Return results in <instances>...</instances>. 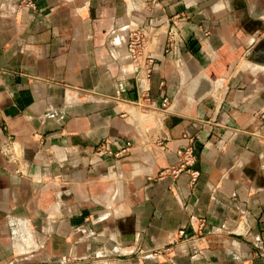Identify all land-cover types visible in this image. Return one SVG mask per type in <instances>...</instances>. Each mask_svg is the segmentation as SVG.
<instances>
[{
	"label": "crops",
	"instance_id": "crops-1",
	"mask_svg": "<svg viewBox=\"0 0 264 264\" xmlns=\"http://www.w3.org/2000/svg\"><path fill=\"white\" fill-rule=\"evenodd\" d=\"M30 1L0 0V264H261L264 0ZM183 134L194 184L159 176Z\"/></svg>",
	"mask_w": 264,
	"mask_h": 264
},
{
	"label": "built area",
	"instance_id": "built-area-1",
	"mask_svg": "<svg viewBox=\"0 0 264 264\" xmlns=\"http://www.w3.org/2000/svg\"><path fill=\"white\" fill-rule=\"evenodd\" d=\"M25 4L27 6L33 5L30 0H26ZM140 38H141V33L139 32V29H133L130 33L129 41H128V50L131 54L130 59L137 65V67L140 64V61H139L140 57L137 56L138 54L137 45L140 41ZM153 62H154V58L152 56H147L143 63L145 69L149 70ZM160 85L164 86L165 82L161 81ZM181 90L182 88H178L179 92H181ZM171 102H172L171 97L168 94H165L162 97L161 105H160V110L162 113L165 114V113L170 112ZM183 137L185 139V142L182 145V147L177 150L174 161L162 167L161 170L159 171V176L162 177L164 175H169L172 178H176L179 174L186 173L189 176V182L191 184H194L197 181V178L199 176V171L193 168V163L195 162V155L193 152V147L191 145V137L186 134H183ZM130 144L131 143L127 141L118 150H111L108 145V142L103 141L100 144H98L92 152L96 154V156L107 155V156H112L114 158H120L128 152L130 148ZM4 149H5L4 151L6 152V154L8 155H10V153L13 154V150L15 149V147L13 145L12 140H9L8 142H6ZM178 233L179 235H183L184 230L181 229L179 230ZM169 249H170L169 246L165 248L166 251ZM258 257L261 259V264H264V251L260 250L258 252ZM71 260H74V259L69 258V257L61 258V261L63 263L68 262V261L71 262Z\"/></svg>",
	"mask_w": 264,
	"mask_h": 264
},
{
	"label": "rangeland",
	"instance_id": "rangeland-1",
	"mask_svg": "<svg viewBox=\"0 0 264 264\" xmlns=\"http://www.w3.org/2000/svg\"><path fill=\"white\" fill-rule=\"evenodd\" d=\"M262 47H264V45L263 46H258L255 50H258V49H260V48H262Z\"/></svg>",
	"mask_w": 264,
	"mask_h": 264
}]
</instances>
